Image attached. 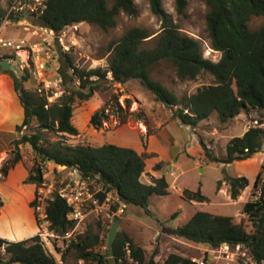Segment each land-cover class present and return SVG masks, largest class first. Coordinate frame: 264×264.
Masks as SVG:
<instances>
[{
  "label": "trees",
  "instance_id": "1",
  "mask_svg": "<svg viewBox=\"0 0 264 264\" xmlns=\"http://www.w3.org/2000/svg\"><path fill=\"white\" fill-rule=\"evenodd\" d=\"M148 1L151 11L161 20V30L154 36L153 46L142 45L151 35L149 30L133 26L108 44L110 59L106 67H78L68 52H62L65 61L59 72L66 86L57 101L49 102L46 95L26 88L24 84L29 80L28 72L25 70L16 74L9 67L3 68L0 57V72H7L12 77L23 108V120L15 128L19 136L11 142L14 147L12 157L0 167V180L6 178L9 170L22 161L20 145L28 144L34 155L23 182L36 186L34 198L29 202L30 207L36 204L37 187L43 181L42 166L47 161L75 168L83 177L95 178L105 191L114 193L120 201L140 207L147 213L151 195L169 193V184L164 176L154 178L152 183L140 180L145 169V159L153 153H139L133 148L112 143L95 146L45 140L43 133L48 131L61 136L79 134L72 122L74 104L89 99L99 89L100 83L109 79V73L119 81L138 80L156 100L175 107L173 116L185 125L195 127L213 112H216L222 123L233 119L243 110L258 111L264 116V24L255 29L248 25L253 16H264V0H204L207 5L205 20L210 45L220 53L216 61L203 56L200 41L179 29L163 8L161 0ZM174 1L177 12L184 14L187 0ZM121 11L134 15V0H113L111 7L106 0H45L38 11L36 22L57 33L80 22L93 23L107 29L115 26L116 16ZM4 14L5 9L0 3V21ZM9 57L13 56H4ZM161 60L169 61L180 79H195L201 74H208L212 81L201 85L194 93L178 98L161 82L150 77L152 66ZM68 78L72 81L71 85L67 84ZM116 106L117 110H124L118 102ZM129 107L130 100L127 98L125 109ZM106 118L103 108L95 111L89 122L99 127ZM33 121L35 125L31 131L21 134L22 129H29ZM124 122L123 115L121 123ZM262 123L260 118L242 135L230 138L223 157L213 155L200 140L207 159L232 163L247 160L262 151ZM163 166V162H158L154 167L162 169ZM227 184L230 197L237 199L248 185V180L244 176H235L228 178ZM99 195L104 196L103 193ZM182 195L188 201L207 199L199 191L191 192L187 189L182 191ZM251 195L253 198L244 203L240 215H219L198 210L187 222L172 228L171 232L211 248H217L223 243L240 244L246 248L255 264H264V179L260 173L254 180ZM2 206L0 195V210ZM45 211L48 228L55 234L62 236L73 228L74 222L67 217L70 207L59 195L53 194L47 199ZM243 217H247L250 229L245 225ZM114 220L119 222V218ZM126 242L129 243L131 257L136 264H145L144 248L125 232L116 233L111 247L107 249L108 254L116 260L114 263L94 250V247L102 244V239L90 227L79 235L77 241L71 240L69 246L76 250L77 258L89 264H128L124 258ZM10 263L58 264L56 258L44 247L39 234L17 241L0 237V264ZM147 264L157 263L150 258ZM162 264L199 263L190 257L171 252Z\"/></svg>",
  "mask_w": 264,
  "mask_h": 264
},
{
  "label": "rangeland",
  "instance_id": "2",
  "mask_svg": "<svg viewBox=\"0 0 264 264\" xmlns=\"http://www.w3.org/2000/svg\"><path fill=\"white\" fill-rule=\"evenodd\" d=\"M161 1L163 8L179 29L200 41L203 56L213 61L218 60L220 53L211 48L206 30L207 5L204 0H187L184 14L177 12L174 0ZM106 2L109 7L113 4V0H106ZM0 3L4 9L7 7V0H0ZM134 3L136 13L127 15L123 11L119 12L113 27L103 29L93 23L80 22L58 32L59 38L51 41L54 50L53 60L46 63L44 77L53 79L58 74L60 66H63L65 61L62 52H68L78 67H106L110 59L108 44L133 26L149 30L151 35L142 45L152 47L154 36L161 30V20L151 11L148 0H134ZM30 19L32 23H37V17ZM261 24H264L263 15L253 16L248 21L249 27L253 29ZM2 35L6 38L28 37L26 39L27 46L38 41L37 36L31 31H23L21 27L16 28L10 25L2 31ZM5 50L7 49L0 48V54L3 57L13 56L12 58L15 59V62L10 63V70L16 74L25 71L17 67V61L20 58L23 60L28 58L26 50L18 52H13L10 49L6 52ZM28 66L30 71H26L29 80L24 86L35 90L37 81L32 72L31 60H28ZM150 77L161 82L178 98L190 95L201 85L212 81V77L208 74H201L195 79H180L172 64L167 60H161L152 66ZM108 78L100 83L99 89L89 99L75 102L72 122L79 131L78 135L61 136L49 131L44 132L43 135L48 142L62 140L68 144L81 143L95 146L112 143L139 151H153V155L145 159V169L140 180L143 183H152L154 178L164 176L169 184V193L151 195L148 202L149 213L140 207L128 205L125 212L119 217L116 233H127L136 244L144 248L145 264L150 258H153L157 264H162L171 252L187 257L193 256V260L199 262L203 260L205 264H253L252 258L244 246L241 250L245 255L239 253L232 257L230 254L228 257L220 248L208 247V250H205V244L194 243L178 237L172 234L171 229L187 222L198 210L232 216L242 213L243 204L253 198L251 190L257 174L260 173L261 178L264 179V146L262 151L255 153L247 160L222 163L207 159L200 140L213 155L223 157L226 154V145L229 139L242 135L245 129L254 125L260 118L263 120L262 126H264V116L258 111L246 112L243 110L233 119L222 123L216 112H213L208 119L200 120L193 127L182 124L178 118L173 116L175 107L156 100L154 95L145 89L138 80L119 81L113 79L110 73ZM71 83L72 81L68 78L67 84L71 85ZM51 86H53L54 93L50 92L52 96L47 100L54 102L62 96L66 85L62 83ZM127 98L130 100V107L125 109ZM117 102L124 108L123 111L117 110ZM103 108L107 118L102 121L99 127H94L89 122L90 117L95 111ZM123 115L125 122L121 123ZM34 125L35 121L32 122L29 129L23 128L22 133H29ZM16 136H19L17 132L12 133L11 137L15 138ZM9 138L5 133L0 134V142ZM8 145V148H0V167L5 160L12 157L14 147L11 142ZM20 151L22 154L20 162L27 169L32 164L34 153L28 144H23ZM158 162H163V169H155L154 166ZM43 168L42 173L45 180L54 181L56 187L60 186L61 182L69 176L67 170H62L53 162L45 164ZM235 176H244L248 180V185L237 199H232L228 193L227 179ZM4 181L5 178L0 180V195L3 200L1 210L8 218L5 222H12L11 227L19 228L17 235L26 233L23 227L27 228L28 232L35 230L34 234L40 235L44 247L56 258L58 264H89V262L77 258L76 250L70 248L67 239L60 235L56 238L49 234V224L45 223L40 215H37L34 207L29 206L32 199L29 202L25 201V197L29 194V187L20 192L21 195L15 194L8 185L4 184ZM219 183L221 185L218 189ZM184 189L191 192L199 191L207 199L205 201H188L182 195ZM243 218L245 225L250 229L251 225L247 222V217ZM112 221L114 218L106 217L104 213L90 214L82 224L80 231L74 234L76 241L88 227L94 233L99 234L102 244L94 247V250L104 258H109L110 263H114L116 260L108 254L104 246L107 245ZM3 227L6 228L7 225ZM172 239L175 241L172 242Z\"/></svg>",
  "mask_w": 264,
  "mask_h": 264
},
{
  "label": "built area",
  "instance_id": "3",
  "mask_svg": "<svg viewBox=\"0 0 264 264\" xmlns=\"http://www.w3.org/2000/svg\"><path fill=\"white\" fill-rule=\"evenodd\" d=\"M44 1L45 0H7L5 14L0 22V48L10 49L13 52L26 50L28 53L27 59L32 62V72L37 81L35 91L46 95L47 99H49L50 96H52L51 93H54V91H52L53 86L51 85L62 84L63 77L59 71L53 79H47L43 75L46 63L53 60L52 57L54 50L52 49L51 41L59 38L58 33L49 27L31 22L30 18L37 17L38 11ZM9 25L16 28L21 27L25 30L31 31L32 34L37 36L38 41L27 46V40L25 38L4 37L2 35V31ZM27 59H18L17 67L21 70H29ZM5 61L10 64L11 62H15V59L9 57L6 58ZM47 163L49 164L50 162L47 161L44 163L42 171L44 169L43 167H45V164ZM60 168L62 170H67L69 176H67L58 187L54 186V181L45 180L43 177V181L37 187L36 204L34 209L37 212V215H40L44 219V222L49 224L46 219L45 211L47 199L53 194L55 195V193L63 198L70 207L67 217L74 222L73 228L65 235H62L64 239H67L68 243H70L71 240L76 241L74 234L80 231V228L88 215H99L104 213L106 217L115 219L121 217V215L125 212L128 205L120 201L114 193L105 191L95 178L83 177L75 168L66 166H61ZM100 193H103L104 196L101 197L99 195ZM49 234L56 236V238L59 237V235H55V233L51 230ZM217 248H220V250H222L228 257L230 254L232 257L238 255L239 253L245 255V253L241 250L242 245L240 244L230 245L223 243ZM104 249L107 250L108 246H104ZM124 253V258L128 261V264H136L131 257L128 242H126L124 246ZM195 261L199 264H205L203 260L200 262L198 260ZM251 262L255 264L252 259Z\"/></svg>",
  "mask_w": 264,
  "mask_h": 264
},
{
  "label": "crops",
  "instance_id": "4",
  "mask_svg": "<svg viewBox=\"0 0 264 264\" xmlns=\"http://www.w3.org/2000/svg\"><path fill=\"white\" fill-rule=\"evenodd\" d=\"M23 31H25V29H23ZM18 38L28 39V37H18ZM3 49H6V48H3ZM5 51L7 52L10 50L7 49ZM0 57H2L1 62L5 61V58L2 55ZM8 65L10 68L11 66L9 63ZM22 120H23V108L20 104L17 93L15 92L13 79L9 73L0 72V134L5 133L7 134L8 137H10L8 140L5 139L0 142V148L2 149L8 148L9 146L8 144L12 142L13 139L17 138V136L15 138L11 136H12V133H15L16 126L21 124ZM245 131L246 129L244 130V132ZM20 133H22V131ZM22 145L23 144L20 145V148H22ZM136 151L139 153L144 152V151H139L137 149ZM146 152L153 153V151H146ZM54 165L61 167L56 164ZM27 174H28L27 169L23 166L21 162H18L12 169L9 170L7 177L5 178L4 184L8 185L15 194H20V192L24 191V189H27L29 187V194L28 196L25 197V201L29 202L34 197L35 184L23 183V180L25 179ZM178 190L180 191V189ZM7 219L8 218L4 216L1 210L0 212V237H4L8 240L17 241V240H21L26 237L32 236L36 232L35 230L28 232L27 228L23 227V230H25L26 233L17 235V230L19 228H14V226L11 227L12 222L11 223L5 222V220ZM6 225L8 228L3 227ZM171 241L174 242L175 240L172 239ZM208 247L210 248L209 245H206L205 250H208ZM190 258L194 259L193 256H191Z\"/></svg>",
  "mask_w": 264,
  "mask_h": 264
},
{
  "label": "water",
  "instance_id": "5",
  "mask_svg": "<svg viewBox=\"0 0 264 264\" xmlns=\"http://www.w3.org/2000/svg\"><path fill=\"white\" fill-rule=\"evenodd\" d=\"M1 65H2L3 68H8L9 67L8 63L5 62V61L1 62ZM55 195H57V193H55ZM117 226H118V222L114 220L111 223V226H110V229H109V233H108V238H107V246H108V248L111 247L113 239L115 238Z\"/></svg>",
  "mask_w": 264,
  "mask_h": 264
}]
</instances>
